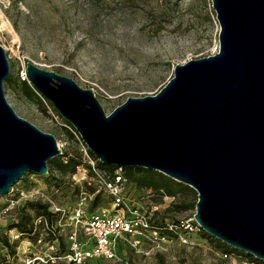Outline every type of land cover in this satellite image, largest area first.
Returning a JSON list of instances; mask_svg holds the SVG:
<instances>
[{
	"label": "rangeland",
	"instance_id": "rangeland-1",
	"mask_svg": "<svg viewBox=\"0 0 264 264\" xmlns=\"http://www.w3.org/2000/svg\"><path fill=\"white\" fill-rule=\"evenodd\" d=\"M217 32L211 0H0L5 99L17 115L52 133L60 148L46 172H25L0 194V239L8 241L0 240V264H264L228 245L222 249L201 228L180 226L194 224L190 186L166 175V186L138 185L123 166L116 169L128 200L146 214L148 227L125 236L115 258L67 260L73 241L76 251L89 247L77 217L110 201L87 167L89 183L80 178L87 157L71 124L26 78V61L69 76L108 113L127 96L156 92L174 63L215 52ZM68 159L77 161L72 169L63 166Z\"/></svg>",
	"mask_w": 264,
	"mask_h": 264
},
{
	"label": "water",
	"instance_id": "water-1",
	"mask_svg": "<svg viewBox=\"0 0 264 264\" xmlns=\"http://www.w3.org/2000/svg\"><path fill=\"white\" fill-rule=\"evenodd\" d=\"M217 50L176 62L154 93L105 113L91 89L25 62L27 82L79 133L102 164L157 170L196 192L205 233L264 262V0H211ZM0 44V194L60 153L52 133L5 99Z\"/></svg>",
	"mask_w": 264,
	"mask_h": 264
},
{
	"label": "built area",
	"instance_id": "built-area-1",
	"mask_svg": "<svg viewBox=\"0 0 264 264\" xmlns=\"http://www.w3.org/2000/svg\"><path fill=\"white\" fill-rule=\"evenodd\" d=\"M69 127L87 157V163H85L83 169L84 173L81 174L80 178L85 179L87 184L89 183V177L85 176L87 167L91 179L97 181L98 185L108 195L110 205L100 207L87 216L77 217L81 227L80 232L88 239L89 247L85 250L76 251L75 246L77 245L73 241L71 252L66 254V258L71 261L81 260L86 256L104 259L115 258L117 257V244L129 234L135 232L141 234L148 227V217L144 212L137 210L132 199L128 200L129 193L123 185V174L117 171L116 167L108 171V169L99 166L96 162L97 158L89 151L76 129L72 125ZM117 168H120V166L117 165ZM80 199H85V195H81ZM180 226L190 230L193 228L199 229L195 221L193 225L186 222L184 224L180 223ZM73 235H75V231Z\"/></svg>",
	"mask_w": 264,
	"mask_h": 264
},
{
	"label": "trees",
	"instance_id": "trees-1",
	"mask_svg": "<svg viewBox=\"0 0 264 264\" xmlns=\"http://www.w3.org/2000/svg\"><path fill=\"white\" fill-rule=\"evenodd\" d=\"M23 82V86L24 88H27V83L25 81ZM77 164V161H73L71 159H68L65 161V163H63V166H70V168L72 169L74 167V165ZM97 164L105 169L108 170H112L115 167H117V165L115 164H102L100 162H97ZM125 169L128 170V174H130V177L138 184V185H143V186H151V187H160V186H166V183L164 182V177L165 175L157 170H149L146 169L144 167L141 166H123ZM132 169H136L142 172V174H140L139 176H133L131 175V171ZM193 189V188H192ZM170 192V191H168ZM200 229V228H199ZM202 234L205 235L204 231H201ZM1 242L8 246V241L6 239L5 236L1 237ZM217 244L220 245L222 247V249H226L227 246L225 243L221 242L220 240H217ZM258 262L262 263V261L257 260Z\"/></svg>",
	"mask_w": 264,
	"mask_h": 264
}]
</instances>
